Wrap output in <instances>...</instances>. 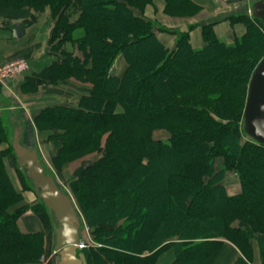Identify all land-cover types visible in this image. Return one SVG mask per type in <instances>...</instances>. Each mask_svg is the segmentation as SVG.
Masks as SVG:
<instances>
[{"label":"trees","instance_id":"trees-1","mask_svg":"<svg viewBox=\"0 0 264 264\" xmlns=\"http://www.w3.org/2000/svg\"><path fill=\"white\" fill-rule=\"evenodd\" d=\"M151 2L0 0V7L28 5L42 10L49 6L56 20L52 41L58 38L61 44L55 47L59 54L58 76L86 73L93 77V95L85 99L95 108L85 111L83 104L87 103L82 102L81 108L53 107L51 113L42 117H65L93 125L97 130L110 127L109 156L101 159L97 167L110 175V166L117 168V161L121 160L118 166L121 172L116 171L118 179L113 182L114 191L101 194L100 202L112 200L119 194L124 199L145 183L149 189L150 178H159L154 188L159 192L155 203L164 212L158 208L152 216L148 207L139 205L133 208L128 222L122 226L127 235L124 241L131 244L125 251L127 264L140 261L141 264H154L160 251L172 246L176 252L172 264H219L217 257L226 241L242 252L239 264H250L254 257L252 237L259 233L264 236V144L244 130L248 94L241 118L239 114L233 118L230 109L223 107L226 101L223 93L207 101L208 105L176 104L172 100L186 93L194 97L197 85L208 78L219 83L222 90L231 84L236 87L246 83L249 93L251 77L261 60L250 70L248 58L233 62L222 57L242 51L246 47L245 39L254 42L255 37H262L263 23L251 14L240 13L235 20L245 18L248 29L238 43L227 44L217 36L213 24H204L206 45L203 48L195 49L189 32H180L177 46L171 50L158 38L156 22L139 13ZM71 6L78 8L76 19H72L68 11ZM199 8L193 0H167L170 13H189ZM258 24L262 26L256 28ZM76 29H83L84 33L76 36ZM67 40L79 42L84 51L82 57L61 49ZM120 54L127 58L126 72L122 76L111 75L113 60ZM141 73L145 74L141 76ZM123 100L127 110H114ZM208 106L214 107L211 110ZM162 124L171 127V142L153 137L154 127ZM5 142L10 146L2 149ZM11 151L15 154L11 130L0 121V256L23 251L26 247L34 248L41 234L24 233L18 225V214L8 210V205L21 197L10 181L4 162L5 155ZM220 155L225 157V162L217 170L215 160ZM234 166L240 170L242 190L229 194L223 179L227 170ZM162 174L166 175V180ZM95 178L102 183V175L95 174ZM124 207L125 211L111 212L108 218L117 219L130 208ZM176 209L179 212L174 216ZM237 219L238 224H234ZM150 220L151 225L148 224ZM10 228L15 231L14 236L10 235V241L5 242L2 239ZM162 230L165 235L161 234ZM25 239L34 242L27 246L22 243ZM157 248L156 253L146 254ZM82 251L90 264L91 253Z\"/></svg>","mask_w":264,"mask_h":264},{"label":"rangeland","instance_id":"rangeland-1","mask_svg":"<svg viewBox=\"0 0 264 264\" xmlns=\"http://www.w3.org/2000/svg\"><path fill=\"white\" fill-rule=\"evenodd\" d=\"M164 1L166 3L165 11L168 15L171 16L186 17V18L193 17L198 13H200L202 10L201 5H199L200 8L198 10L196 9L189 13H180V14L170 13L167 10V0ZM24 6H28V5H24ZM24 6H20V7L22 8ZM77 9L78 8L74 6H71L69 8L68 11L72 13L73 16L72 19H76V16L78 15L76 13ZM139 13L144 15L143 14L144 12H139ZM249 13L252 15L251 11ZM235 17L236 15L230 19L231 22L233 24L242 23L244 26H246V32H247L248 22L246 21V19L238 18L237 20H235L236 19ZM53 19L54 22H56L54 16ZM153 21L156 22L158 29L159 28L160 30L161 28L165 29L164 26H162L157 20L153 19ZM261 26L262 25L258 24L256 28H259ZM54 27H55V23H54ZM191 27L195 28L196 25H192ZM252 30L255 29L252 28ZM246 32L242 36L236 37V40L233 43H227V42L226 43L229 45L238 43V40L242 39L245 36ZM83 33H84L83 29H76L74 31V34H76V36L82 35ZM202 33H203V27H202ZM203 38L206 44L204 33H203ZM255 38L256 41L254 42L245 39L244 42L246 47L244 46L242 51L240 49V52L238 51V54H232V55L228 54L223 56L222 58L233 62L240 60L242 58H248L249 59L248 61H250V63L247 65L250 70H253V65H255L257 62L262 60V58L264 57L263 29H262V37L260 35L259 39L258 36ZM178 39L179 36L177 35V42ZM69 41L70 40H67L62 43L61 46L62 50L64 51L66 50L65 44L66 42ZM70 42L78 45L79 53L81 54L84 53L83 49L80 48L78 41H70ZM59 44L60 43L58 38L54 39L51 42V51H53L52 53H54L58 57L54 62V64H52L49 68L50 79L53 82L52 84H57L61 82L60 80L65 81L69 78H75V80L77 79L82 82L91 83L94 88L93 77L87 75L86 73L85 74L72 73L66 76H58V71L56 69L59 62V54H58V49H55V47ZM75 55L80 56L79 54H75ZM117 57L113 60L112 66L114 65V62L116 61ZM17 59L25 60L28 64V67L24 71L13 73L5 79H1L0 77V83L4 86V89L6 90V96H9L14 100L16 107L19 108L22 107L23 116L27 118L28 121H31V124H29L31 125L29 126L31 128L29 129V133L27 134V138L29 142L35 143L39 147L47 170H49L51 173L54 174L59 184L71 194V196L75 201V204L82 218V228L84 232L83 239L85 240L84 247L82 249L89 250V252L91 253L90 264H127L128 260L126 261L125 256L127 254H125L126 253L125 251H127V248H129L131 244L128 245L124 241V239L127 238V235L124 229L122 228V226L125 225L126 222H128V218L130 216L129 213H131L133 208L135 209L139 205L143 207L144 206L148 207L147 211H149V214H151L152 216L159 209L160 211L162 210V212H164L163 208H161L159 205L157 207L156 204L157 203L156 201L158 200L159 192L154 190V188H157L156 186L158 184L159 178L157 180H156L157 176L156 177L152 176V178H150L151 188L149 189L148 186L145 185L146 184L145 183L141 185L140 188L139 187L136 188L133 193H130L129 195L126 194L127 196L124 197V199H122L121 197L122 195L119 194L116 195L115 198H113L112 200L108 199L106 202L104 200L105 197L103 196L102 198L104 201L100 202L101 194H104L105 191L108 190L114 191L113 182L117 181L118 179L116 171L118 173L121 172L118 167L119 162H122L121 160L117 161L118 164L117 168L110 166L111 168L110 175L107 170H104L103 172L100 170L99 167H97V164L102 163L100 161L101 159H105V157L107 158V156H109V151H110L109 139L111 133L110 127H105V129L97 130L93 125H89L84 122L78 123L75 120H69L68 118L65 117L64 118L51 117V119H43L42 117L45 116V114L51 113L53 111L52 110L53 107L68 106L73 108H81L82 102L87 103V104H83L84 107L87 109L85 111H90L89 109L95 107H92V105H90L88 101L86 102L85 97L93 95L94 89H92L88 94H85L84 97L82 96L80 98L78 106L77 105L72 106V104L70 103L53 104L43 107L38 113L36 112L37 114L36 113L31 114V110H29L27 105H25L24 102L25 100L23 99L21 94L36 91L40 85L39 86L32 85L30 86V88H22L21 92L20 91L17 92V90H15L13 88V85L11 84L13 80L19 78L20 76H23L31 69V62L29 61V59L23 56H18L16 58H13L11 60H8L0 64V76L3 74L1 70L4 69V66ZM237 70H239V68ZM109 72L111 73V75H115L112 73V70H109ZM125 72L122 75H124ZM144 74L145 73H141V76H143ZM208 79L200 81V83L197 85V88L195 90L196 94L194 95V97H191L193 96V94L190 95V93H186L184 97L183 96L182 97L174 96V98L172 97L173 98L172 101L176 104L182 103L186 105H190V104L206 105L207 104L206 102L210 101L211 98L217 97L218 95H221L223 93L226 98V101H224L225 103H223L224 104L223 107L227 110L230 109V111L232 112V116H234L233 118H235L237 114H239L241 118V113L243 111L245 100L248 94V88L246 83L245 85L240 84V86H236V87H233V85L231 84L230 86L226 87L228 89L222 90L221 87L219 86V83L210 81ZM236 80L237 78L234 77V81ZM125 104L126 103L124 100L120 101L118 104L115 105L113 109L116 110L117 112H125L127 110V106H125ZM208 107L211 109L210 106ZM51 116L53 115L51 114ZM227 120L232 121L230 119ZM0 121H2L5 124L6 129H10V125L8 124L5 113L4 115L1 114ZM173 124L175 123L173 122ZM140 128L142 129V127ZM172 136H173V131L171 130V127H169L167 124L157 125L153 129V137L156 139L171 142ZM243 141H245V138H243ZM9 146L10 143H6V142L1 145L2 149H7ZM13 154L14 153L12 151L7 152L4 158V162L10 181L14 189L20 193L21 197L20 199L15 201V203L8 205V210L15 211L18 214L17 215L18 225L24 233L33 231V232H39L41 234L40 236L37 237L36 239L37 244L34 248L26 247L24 248L23 251L20 252L16 251L8 255L0 256V264H54L56 261L57 254L53 250V244L55 239H54V233L52 230L50 217L48 216L49 212L45 209L42 200L39 198V196H37L38 194L36 195L35 187L31 179L23 176L21 171L16 168V164L14 160L15 155ZM156 161L159 162L158 158L156 159ZM224 162H225V157L221 155L218 156L215 160L216 169L220 170L221 167L224 165ZM106 163L111 164L110 162L107 161ZM103 173H105L104 174L105 176L103 175ZM95 174L102 175L103 177L102 183H100L99 178H95ZM162 177L166 180V175L162 174ZM223 183L229 185L232 190L240 192L242 190V179H241L240 170L235 166L228 169L223 179ZM129 186H130L129 188H131V185ZM163 187L165 191L166 183L164 184ZM126 205L130 207L126 213L120 214L117 219L115 218L111 220L108 218L109 213L111 212L119 213L120 211H125L124 206ZM175 212H179V210L177 211L176 209L175 211H173L172 215L175 216ZM149 214L147 218L150 217ZM169 215L168 216L170 218L172 215L170 213ZM159 216L163 217V215L161 216V214ZM238 222H239L238 219L233 221L234 224H238ZM151 223L152 222L150 220L148 224L151 225ZM28 228L37 229V230L27 231ZM14 232L15 231L13 229L11 228L8 229L5 237L2 240L5 242H9L10 235H13ZM161 234L165 235L166 233L164 232V230H162ZM110 237H113V239L110 240ZM263 237H264L263 234L260 233L255 234L252 237V243L254 247V257L250 263L254 262L253 264H259V262L261 261V264H263V258H264ZM102 240H106V241H102ZM23 242L28 246L31 245V242L33 243L34 241L32 239H25L22 240V243ZM170 248L171 247L165 249L162 252L160 251L159 256L157 257V260L155 261L154 264H158L159 257L161 256V254L165 253V251L167 252ZM156 251H158V248L155 251L146 254H153L156 253ZM255 260L257 261L256 263ZM168 261L169 259H166V262ZM129 264H131V262ZM137 264H141V261Z\"/></svg>","mask_w":264,"mask_h":264},{"label":"crops","instance_id":"crops-1","mask_svg":"<svg viewBox=\"0 0 264 264\" xmlns=\"http://www.w3.org/2000/svg\"><path fill=\"white\" fill-rule=\"evenodd\" d=\"M193 1L202 7L201 12L193 17L168 15L165 11L166 3L164 0H153L143 11L146 17L157 20L164 26L165 29H157V35L160 41L171 50L176 48L177 35L180 32H189L191 44L195 49L203 48L206 45L202 33L204 24H213L219 38L227 43H233L236 37H240L246 32V26L242 23L233 24L230 19L239 13L250 14L249 12L257 0ZM54 23L49 6L42 10L30 6L22 8L0 7V64L18 56L26 57L31 62V69L23 76L13 80L11 84L17 92H21L22 88L40 85L36 91L21 94L25 100V105L31 110V114L38 113L43 107L53 104L70 103L72 106H78L80 98L94 89L91 83L75 80V78H69L65 81L60 80L61 82L52 84L49 68L58 58L51 51ZM192 25H196V27L192 28ZM186 27L188 31L185 30ZM65 49L80 56L83 55L79 53L78 45L70 41L66 42ZM127 67L128 61L125 55L121 54L117 57L111 70L116 76H122ZM22 112V107H16L14 100L6 96V90L0 83V116L6 114L12 135L15 128H21L23 143L30 147H37L43 160L39 147L35 143L29 142L27 138L31 121H28ZM14 160L16 168L21 169L16 155ZM224 185L229 194L239 192L232 190L225 183ZM48 216L54 233L53 250L55 251L54 218L50 213H48ZM31 230L37 229H27V231ZM175 254L174 247H171L167 252L161 254L158 264H171L176 258ZM241 258L242 252L233 243L226 241L220 250L217 261L219 264H239ZM166 259H169V261L166 262ZM54 264H56V261ZM259 264H261V261Z\"/></svg>","mask_w":264,"mask_h":264},{"label":"water","instance_id":"water-1","mask_svg":"<svg viewBox=\"0 0 264 264\" xmlns=\"http://www.w3.org/2000/svg\"><path fill=\"white\" fill-rule=\"evenodd\" d=\"M251 11L264 26V0L255 1ZM244 130L255 141L264 144V57L251 77ZM12 146L21 170L31 179L39 198L54 218L56 264H87V257L80 248L82 218L73 197L47 170L38 148L23 143L21 128L14 129Z\"/></svg>","mask_w":264,"mask_h":264},{"label":"built area","instance_id":"built-area-1","mask_svg":"<svg viewBox=\"0 0 264 264\" xmlns=\"http://www.w3.org/2000/svg\"><path fill=\"white\" fill-rule=\"evenodd\" d=\"M27 67H28V64L25 60L17 59L15 61L10 62L6 66H4V69L1 70L3 74L0 77L1 79H5L13 73L24 71ZM83 236H84V232H83L82 239L80 242V248L84 247L85 240L83 239Z\"/></svg>","mask_w":264,"mask_h":264},{"label":"bare ground","instance_id":"bare-ground-1","mask_svg":"<svg viewBox=\"0 0 264 264\" xmlns=\"http://www.w3.org/2000/svg\"><path fill=\"white\" fill-rule=\"evenodd\" d=\"M252 12V11H251Z\"/></svg>","mask_w":264,"mask_h":264}]
</instances>
